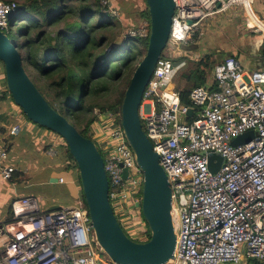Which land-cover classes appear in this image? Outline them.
Segmentation results:
<instances>
[{"label":"built area","instance_id":"1","mask_svg":"<svg viewBox=\"0 0 264 264\" xmlns=\"http://www.w3.org/2000/svg\"><path fill=\"white\" fill-rule=\"evenodd\" d=\"M254 2L175 0L167 46L143 95L140 118L173 194L177 247L167 264H264V66L249 72L235 58L225 59L215 65L208 87L191 90L190 106L170 88L183 67L175 64L185 56L182 46L200 40L219 17L242 11L245 28L264 33L260 25L249 24ZM18 7L0 1V31L7 34L9 15ZM149 31L148 24V31L131 30L129 37L147 38ZM119 117L111 113L99 120L98 136H90L104 156L119 223L130 239L146 242L150 230L137 206L144 175ZM251 131L249 143L232 145ZM21 132L18 125L10 133ZM58 152L51 149L48 156ZM212 155H220L222 163L210 160ZM8 160V150L0 146V179L10 182L16 169ZM218 164L213 172L210 165ZM59 181L65 183L62 177ZM12 209L11 220L0 224V264H113L103 259L83 194L76 205L54 211L42 209L37 198L18 199Z\"/></svg>","mask_w":264,"mask_h":264},{"label":"water","instance_id":"2","mask_svg":"<svg viewBox=\"0 0 264 264\" xmlns=\"http://www.w3.org/2000/svg\"><path fill=\"white\" fill-rule=\"evenodd\" d=\"M146 3L150 11L148 48L131 77L121 107V126L144 175L142 201L137 206L141 207L150 230L151 238L146 242L130 239L119 223L110 201L105 159L96 142L79 132L67 118L66 110L60 113L51 106L25 69V51L19 50L9 36L0 31V62L4 66L8 91L31 122L65 140L78 168L83 198L97 241L113 264H167L174 259L177 247L171 185L140 118L144 92L167 46L176 3L175 0H146ZM23 11L25 8L19 6L9 19ZM193 113L194 110L190 109L189 116ZM110 114L108 111L101 115L100 121H106ZM253 138L254 132H247L235 138L232 145L240 146ZM209 158L218 160L220 164L223 161L220 155ZM220 164L216 168L210 165L211 170L218 171ZM60 208L56 206L50 211Z\"/></svg>","mask_w":264,"mask_h":264},{"label":"trees","instance_id":"3","mask_svg":"<svg viewBox=\"0 0 264 264\" xmlns=\"http://www.w3.org/2000/svg\"><path fill=\"white\" fill-rule=\"evenodd\" d=\"M0 1L16 2L25 8L24 12L35 17L24 25L21 33L25 41L19 50L27 55L24 63L29 77L55 110L60 113L66 110L71 123L89 138L91 127L101 115L108 111L121 115L126 89L146 54L149 37L126 38L123 44L114 47L116 20L108 10L117 5V0H106L110 1L106 6L102 4L105 0ZM140 16L146 19L150 30L148 5ZM96 17L98 20L94 22ZM45 29L55 32L47 33ZM110 47L112 50L109 52ZM261 55L264 56V51ZM218 57L214 53L203 56L199 61H187L189 66L183 78L191 88L179 91L183 104L191 105L189 96L192 89L209 86ZM41 81L45 88L39 84ZM4 85L7 95L11 96L6 78ZM11 100L14 102L12 96ZM58 159L56 161L63 170H75L79 176L67 144L61 149ZM78 181L80 184L79 177ZM150 238L149 231L148 240ZM250 264L255 262L250 261Z\"/></svg>","mask_w":264,"mask_h":264},{"label":"crops","instance_id":"4","mask_svg":"<svg viewBox=\"0 0 264 264\" xmlns=\"http://www.w3.org/2000/svg\"><path fill=\"white\" fill-rule=\"evenodd\" d=\"M253 13L264 21V0H255ZM244 20L242 11L236 16L229 14L219 17L200 40L182 46L185 56L175 60V64L183 62L181 75L188 70L187 61H199L203 56L214 53L219 55L216 64L233 57L249 72L264 66V56L261 55L264 51V33L248 31ZM1 84L0 101L2 104L7 102L3 107L9 110V117L6 119L5 111L0 112V146L8 150V163L16 169V173L10 182L0 179V224L11 220L13 202L18 199L37 198L44 210L76 205L82 197L79 176L75 170H63L56 161L61 156L64 142L57 134L19 116L15 103L8 102L10 96L2 88L4 84ZM18 125L22 126V132L11 135V130ZM93 127H96V123ZM51 149L59 150L53 158L48 156ZM60 177L65 179L64 184L60 183ZM2 250L3 244L0 242V256Z\"/></svg>","mask_w":264,"mask_h":264},{"label":"rangeland","instance_id":"5","mask_svg":"<svg viewBox=\"0 0 264 264\" xmlns=\"http://www.w3.org/2000/svg\"><path fill=\"white\" fill-rule=\"evenodd\" d=\"M103 2H102V4H103ZM146 10H147V5H146L145 0H117V5H115V7L112 6L111 9L108 10V12L110 11L109 14L111 16H113L116 20L115 21L116 22V27H115L116 38L114 40V47H116V45H118V44H123L124 40H126V38L130 39L129 32L131 30L148 31V24H147L146 19L144 17L140 16L142 14V12H145ZM32 20H35V17L31 16L29 13L24 12V11L16 14L10 20L9 31L6 33L9 36V38L11 39V41L13 43H15V45L18 48L23 46L24 41H25V38L22 37V33H21L25 28L24 25H27ZM97 20H98V17H96L94 19V22H96ZM121 20H122V22H121ZM112 29L113 28L109 29L108 31H110ZM119 31H120V33H119ZM45 32L51 33V32H55V30L51 31V29H45ZM103 33H105V32H103ZM118 33H119V35H118ZM35 35L36 34L34 32L33 36H35ZM133 43L135 44V42H133ZM111 50H112V47H110L108 49L109 52ZM165 56H167V54H165ZM181 74H182L181 71L178 72L176 74L174 80H173V83H172L173 89L176 92L191 88V84L186 82V80L184 81L183 76ZM4 80H5L4 66L0 62V82H2V84H1L2 86L4 84L3 83ZM39 84L45 88V83L43 81L39 82ZM2 88L6 90L5 85ZM6 94H7V92H6ZM8 96H10V95H8ZM11 101L12 100H11V96H10L8 102H11ZM6 104H7V102L2 104V101H0V112L5 111L6 112V119H7V117H9V110L6 107H3V106H6ZM15 108H16V113H18L19 116L27 118L24 115L22 109L18 105L15 104ZM96 113H99V111L96 110ZM100 129H101V125H99V124L96 127L92 126L91 130L89 132V135L98 136L96 134V130L99 131ZM117 219L120 220L121 216L117 215ZM102 256H103V259L109 260L107 255L102 254ZM0 258H1V256H0Z\"/></svg>","mask_w":264,"mask_h":264},{"label":"bare ground","instance_id":"6","mask_svg":"<svg viewBox=\"0 0 264 264\" xmlns=\"http://www.w3.org/2000/svg\"><path fill=\"white\" fill-rule=\"evenodd\" d=\"M248 12L251 13V15H252V18H250V20H249V24H250V26H251V27H254V26H256V24H257V25H260V26H261L262 30H264L263 23H261V22L259 21V19L256 17V15H254V14L252 13V11H248Z\"/></svg>","mask_w":264,"mask_h":264}]
</instances>
